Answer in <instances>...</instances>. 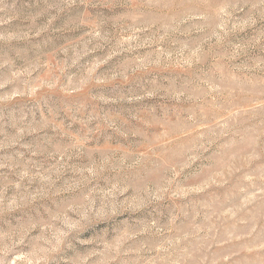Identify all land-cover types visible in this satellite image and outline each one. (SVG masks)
I'll return each mask as SVG.
<instances>
[{"label":"rangeland","instance_id":"rangeland-1","mask_svg":"<svg viewBox=\"0 0 264 264\" xmlns=\"http://www.w3.org/2000/svg\"><path fill=\"white\" fill-rule=\"evenodd\" d=\"M0 264H264V0H0Z\"/></svg>","mask_w":264,"mask_h":264}]
</instances>
